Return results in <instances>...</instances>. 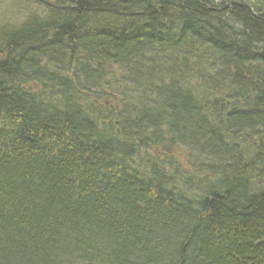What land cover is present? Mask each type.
<instances>
[{"label":"trees","instance_id":"trees-1","mask_svg":"<svg viewBox=\"0 0 264 264\" xmlns=\"http://www.w3.org/2000/svg\"><path fill=\"white\" fill-rule=\"evenodd\" d=\"M1 7L0 264H264V0Z\"/></svg>","mask_w":264,"mask_h":264},{"label":"rangeland","instance_id":"rangeland-1","mask_svg":"<svg viewBox=\"0 0 264 264\" xmlns=\"http://www.w3.org/2000/svg\"><path fill=\"white\" fill-rule=\"evenodd\" d=\"M6 10L5 8L1 7L0 8V19H1V22H4L6 21L9 17H8V14L7 15H4L3 14H6V13H3V11Z\"/></svg>","mask_w":264,"mask_h":264},{"label":"water","instance_id":"water-1","mask_svg":"<svg viewBox=\"0 0 264 264\" xmlns=\"http://www.w3.org/2000/svg\"><path fill=\"white\" fill-rule=\"evenodd\" d=\"M243 1H245V0H243Z\"/></svg>","mask_w":264,"mask_h":264}]
</instances>
